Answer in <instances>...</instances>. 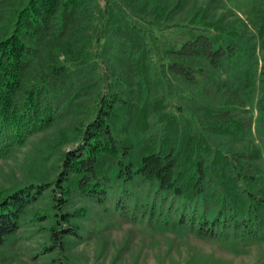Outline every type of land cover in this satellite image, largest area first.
<instances>
[{"label":"trees","instance_id":"obj_1","mask_svg":"<svg viewBox=\"0 0 264 264\" xmlns=\"http://www.w3.org/2000/svg\"><path fill=\"white\" fill-rule=\"evenodd\" d=\"M11 1L0 0L10 8L0 25V158L56 122L85 115L77 126V146L63 154L55 190H50L56 202L77 195L103 204L117 191L113 205L119 210V192L126 185L144 186L152 191V202H167L178 226L188 225L201 238L241 225L229 205L249 214L254 199L264 204V183L253 192L238 184L252 188L259 183L239 163L256 159L258 153L227 156L215 145L214 135L239 131L223 107L201 109L204 119L198 124L206 134L179 133L178 118L158 113L163 136L145 145L133 164L126 128L142 130L162 103L153 98L147 106L129 78L107 67L100 70L97 61L98 53L105 56L117 49L143 79L157 69L189 86L207 85L208 68L217 70L221 60L236 53L221 37L191 32L179 45L161 41L155 33L165 29L154 22H136L134 17L145 9L136 0H103V5L100 0ZM45 191L44 184L34 183L0 192V246L17 232L25 209ZM230 191L240 198L239 204L230 203ZM153 209L147 210L149 218ZM54 215L65 222L77 216ZM61 233L54 229L53 240ZM72 234L76 232L65 236Z\"/></svg>","mask_w":264,"mask_h":264},{"label":"rangeland","instance_id":"obj_2","mask_svg":"<svg viewBox=\"0 0 264 264\" xmlns=\"http://www.w3.org/2000/svg\"><path fill=\"white\" fill-rule=\"evenodd\" d=\"M136 1L145 7L134 17L136 22H154L165 29L155 33L161 41L179 45L191 32H207L221 37L222 43L236 53L221 60L217 70L208 68L207 85L195 86L161 75L157 69V75L151 72L143 79L117 49L105 56L98 53L100 70L107 67L119 77L129 78L134 92H141L147 106L153 98L162 103L158 112L148 115L142 130L126 128L132 163L145 145L157 143L163 136L164 124L158 122V113L178 118L179 133L206 134L198 124L204 117L201 109L206 105L213 110L223 107L227 119L239 131L235 135H214L215 145L227 156L258 153L256 159L239 163L250 169L259 183H253L252 188L238 183L252 192L258 189L264 183V0ZM0 9L1 25L10 8L2 4ZM202 64L207 66L205 61ZM84 118L78 114L58 121L0 158V192L10 193L34 183L47 189L25 209L17 232L0 246V264H264V204L257 205L256 199L251 204L256 208L249 214L229 205L241 225L218 230L207 238L196 236L186 224L178 226L177 215L167 209V202L156 198L152 202L153 193L144 186L126 185V190L119 192V210L113 205L117 191L103 204L77 195L66 203L56 202L51 197L56 193L50 190H55L63 154L77 146L78 128ZM230 198V203L239 204L234 192L230 191ZM152 206L149 218L147 210ZM142 210L146 211L143 216ZM72 212L77 216L70 222L54 215ZM54 229L62 232L56 241L52 238ZM73 231L75 235L65 236Z\"/></svg>","mask_w":264,"mask_h":264}]
</instances>
